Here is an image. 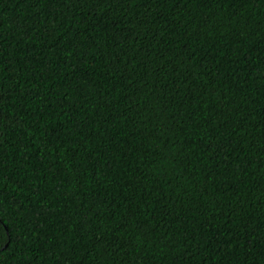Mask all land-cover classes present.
Here are the masks:
<instances>
[{"label":"trees","instance_id":"trees-1","mask_svg":"<svg viewBox=\"0 0 264 264\" xmlns=\"http://www.w3.org/2000/svg\"><path fill=\"white\" fill-rule=\"evenodd\" d=\"M90 8L0 0V264H264V0H162L143 79Z\"/></svg>","mask_w":264,"mask_h":264},{"label":"snow or ice","instance_id":"snow-or-ice-1","mask_svg":"<svg viewBox=\"0 0 264 264\" xmlns=\"http://www.w3.org/2000/svg\"><path fill=\"white\" fill-rule=\"evenodd\" d=\"M78 2H85V0H78ZM91 5L90 14L99 15L101 19L110 22L114 29H118L119 34L122 37L120 41L123 44L128 45L125 50V55L129 56L128 63L132 60L141 61V67L144 69V74L141 79L148 75L157 72L155 64L165 58L166 53L160 54L153 59V52L157 49V45L160 43L156 37L159 32H153L152 29L156 27V22L159 20V13L153 11L157 8L162 0H86ZM143 9V11H133L137 8ZM123 12V15L113 17V12ZM151 33V35H149ZM145 43H141V42ZM139 45V47H137ZM174 63V61H169ZM193 69L189 68L188 71ZM159 83V80L156 81ZM6 97L0 94V125L3 124L5 118L4 104ZM3 221L0 220V224ZM143 228V225H141ZM100 247L108 250L109 247H115V245H109L106 240H100ZM103 264V262H101Z\"/></svg>","mask_w":264,"mask_h":264}]
</instances>
